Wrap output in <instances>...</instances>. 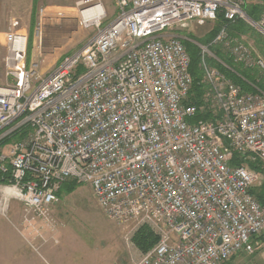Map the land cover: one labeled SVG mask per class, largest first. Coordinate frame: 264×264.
Here are the masks:
<instances>
[{
  "label": "built area",
  "instance_id": "built-area-1",
  "mask_svg": "<svg viewBox=\"0 0 264 264\" xmlns=\"http://www.w3.org/2000/svg\"><path fill=\"white\" fill-rule=\"evenodd\" d=\"M113 1L116 14L103 25V5L84 0L78 24L93 35L44 77L37 64L26 67L27 36L9 22L0 140L25 133L0 155L8 175L0 208L13 197L48 221L61 186L74 181L91 187L111 222L133 223L126 244L143 226L156 236L131 264H231L254 254L264 239V206L250 190L263 175L250 164L264 165V92H241L207 59L225 64L198 45L206 89L193 103L188 52L178 37L160 35L218 13L264 35V6L253 20L242 0ZM211 44L235 64L264 70V59L252 58L225 27Z\"/></svg>",
  "mask_w": 264,
  "mask_h": 264
},
{
  "label": "rangeland",
  "instance_id": "rangeland-1",
  "mask_svg": "<svg viewBox=\"0 0 264 264\" xmlns=\"http://www.w3.org/2000/svg\"><path fill=\"white\" fill-rule=\"evenodd\" d=\"M242 1L256 9L258 18L264 0ZM96 2L103 5L109 16L105 25L114 16L115 4L113 0H91V3ZM86 4L84 0H0V86L11 83L4 65L5 33L11 19L19 22L27 36L26 61L29 62L26 67L37 64L35 73L44 77L63 55L76 51L93 35L92 28L78 24L79 10ZM107 10L112 12L111 16ZM214 22L193 21L184 28L166 29L163 33L174 32L181 38L191 34L197 39H206L215 27ZM244 23L246 33L239 38H232L227 33L228 37L249 47L252 58L264 59L259 51L264 45V35ZM28 43L31 45L29 57ZM239 66L250 69L257 77H264V70ZM5 210L0 214V264H131L141 253L134 245L133 237L129 244L123 241L133 223L116 225L111 222L98 208L93 191L86 184H77L72 193L60 194L45 221L48 224L26 213L22 205L23 222L29 219L35 230H25ZM257 264H264V252Z\"/></svg>",
  "mask_w": 264,
  "mask_h": 264
},
{
  "label": "trees",
  "instance_id": "trees-1",
  "mask_svg": "<svg viewBox=\"0 0 264 264\" xmlns=\"http://www.w3.org/2000/svg\"><path fill=\"white\" fill-rule=\"evenodd\" d=\"M37 1V0H36ZM249 1V0H244ZM244 12L253 20H257V12L256 9L253 8L249 4H244L243 6ZM215 27L212 29L210 35L206 39H197L191 34H185V40L180 39L181 43L184 45L186 51L188 52L190 62H189V74L192 79L191 87L188 94V99L191 100L193 103L198 104L199 99L202 95V93L206 89V85L203 83V75L202 71L199 67L200 64V49L198 45L202 46H208L209 51L219 60H221L222 63L225 64V66H228L230 69H227L225 66L221 65L220 63L216 62L213 59L208 58L207 63L218 69L221 73H223L228 79H230L235 85H237L241 92L248 93L253 92L256 89L261 90L264 92V77H257L255 73H253L250 69H244L238 64H235L231 61L230 58H228L220 49L219 45H213L211 44L215 36L217 35L218 31L225 27L227 30V33L232 38H239L238 36H241L243 33H246L247 27L244 21L241 19H236L233 21H227L223 18V15L218 13L217 16L214 19ZM192 42H195L196 44H193ZM257 43H259L258 40H256ZM264 43V42H262ZM27 55L29 57L31 45L27 44ZM259 51L264 55V45L262 48H259ZM27 63L29 61H26ZM199 118H207V116L200 117L197 116V119ZM25 131L22 132H13L10 136L2 139V143L6 144V142H10L12 139L18 140L21 139L24 135ZM231 165H237L239 162L238 155L233 153L231 155L230 160ZM250 168L258 171V172H264L263 165L260 164H250ZM8 178V175H1L0 173V182L2 180H6ZM77 182L71 181L64 183L60 190L58 191V197H60V194L62 192L72 193L76 186ZM250 193L257 199L259 204L261 206H264V185L251 189ZM133 243L134 245L142 252L147 251L150 249L157 241L156 236L149 230V228L143 226L140 227L133 235ZM260 242H262V239L260 238Z\"/></svg>",
  "mask_w": 264,
  "mask_h": 264
},
{
  "label": "crops",
  "instance_id": "crops-1",
  "mask_svg": "<svg viewBox=\"0 0 264 264\" xmlns=\"http://www.w3.org/2000/svg\"><path fill=\"white\" fill-rule=\"evenodd\" d=\"M113 3H114V1H113ZM114 8H115V6H114ZM107 12L111 16L112 12L110 13L108 10H107ZM115 14H116V11H114L113 15L115 16ZM160 36H163V37L176 36V34L174 32H166V33H162ZM176 37H178V36H176ZM178 38H179V40L180 39L185 40V38H181V37H178ZM192 43L196 44L195 42H192ZM1 134H2V130H0V135ZM2 141L3 140H0V155L6 153L7 149L9 148L11 141L13 142V140H11L10 142H6V144H4V143H2ZM263 169H264V165H263ZM262 173H264V172H262ZM4 210L6 211L7 215L11 216L18 223H21V225L24 226L25 230H35L33 226H30V228H29V226H28L29 223L23 222L22 203L20 201H18L17 199H15L13 197L8 198L7 206L4 207L3 209L0 208V211H1L0 214H2ZM262 240H263V243L260 245V249L257 250L258 252L256 251L257 253H255L254 255H245L243 253H240L237 256L233 257L231 264H257L258 260L260 259V257L262 256V254L264 252V249L261 250L262 246L264 245V239H262ZM140 254H139V256H140Z\"/></svg>",
  "mask_w": 264,
  "mask_h": 264
},
{
  "label": "bare ground",
  "instance_id": "bare-ground-1",
  "mask_svg": "<svg viewBox=\"0 0 264 264\" xmlns=\"http://www.w3.org/2000/svg\"><path fill=\"white\" fill-rule=\"evenodd\" d=\"M101 9H102L101 6H97V7H95V8L90 9V10H87L86 13H85V15H86V14H89V13H94V14H96V13L100 12ZM253 189H255V188H253Z\"/></svg>",
  "mask_w": 264,
  "mask_h": 264
},
{
  "label": "water",
  "instance_id": "water-1",
  "mask_svg": "<svg viewBox=\"0 0 264 264\" xmlns=\"http://www.w3.org/2000/svg\"><path fill=\"white\" fill-rule=\"evenodd\" d=\"M227 69H230L228 66H225ZM231 70V69H230Z\"/></svg>",
  "mask_w": 264,
  "mask_h": 264
}]
</instances>
